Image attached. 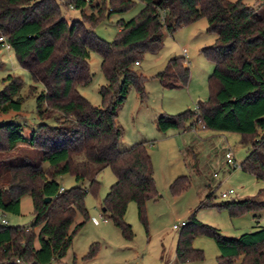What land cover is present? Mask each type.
Masks as SVG:
<instances>
[{"label":"trees","instance_id":"1","mask_svg":"<svg viewBox=\"0 0 264 264\" xmlns=\"http://www.w3.org/2000/svg\"><path fill=\"white\" fill-rule=\"evenodd\" d=\"M93 1L67 0L64 5L80 10L79 20L68 21L59 0H0V37L18 66L31 75L32 88L42 87L35 97L38 123L28 137L21 124L0 123V158H4L0 160V211L18 215L21 198L29 195L33 216L28 226L0 224V264H52L63 258L89 218L84 199L98 191L97 176L105 168L115 181L101 201V212L125 240L133 238L131 226L123 219L130 202L145 224V204L157 198L152 163L144 141L119 150L122 128L117 112L131 86L141 102L145 98V77L134 68L142 55L157 52L164 33L173 34L200 19L206 20L207 32L215 36L210 46L200 49L213 65L208 97L196 103L197 110L159 115L156 128L165 133L200 125L203 130L239 134L240 143L249 146L239 169L264 182V0L253 6L242 0H107L106 15V2L92 5ZM135 1L142 8L128 21H117L119 29L110 42L94 34L96 25L113 13L131 9ZM86 8L96 13L86 14ZM91 51L100 56L106 81L99 90V107L78 91L90 81ZM186 56L170 58L156 74L162 87L187 86ZM3 82L0 112H19L24 101L22 80L7 75ZM21 147L27 151L11 155L19 154ZM1 154L10 156L5 159ZM64 175L76 183L86 181L87 186L59 191L58 178ZM188 183L187 177H178L169 190L177 195ZM213 197L207 195L199 208L215 206L227 210L230 217L264 211V187L255 196L237 201L213 205ZM77 215L82 221L73 226ZM197 235L213 239L219 252L216 264H264V226L232 238L198 221L194 212L178 232V262L203 259L202 251L192 247ZM96 250L92 244L82 260L93 259Z\"/></svg>","mask_w":264,"mask_h":264},{"label":"rangeland","instance_id":"2","mask_svg":"<svg viewBox=\"0 0 264 264\" xmlns=\"http://www.w3.org/2000/svg\"><path fill=\"white\" fill-rule=\"evenodd\" d=\"M66 1L59 0L62 16L68 21L79 20L80 10L64 5ZM102 1L94 0L92 5L102 4ZM104 1L106 15L109 6L107 0ZM256 1L260 0H242L248 6H253ZM141 8L142 4L135 1L131 9L111 14L93 28L94 34L110 42L119 29L117 21H128ZM92 11L96 13L95 10ZM92 11L90 8L85 9L86 14ZM206 29V20L200 19L180 27L173 34L164 33L160 49L154 53L146 52L139 59L140 65L134 66L145 77L143 102L140 101L135 87L131 86L126 100L117 112V123L122 128L119 150L144 141L151 159L157 198L145 204V224L138 218L135 203L130 202L123 219L131 226L133 238L125 240L119 229L101 212V201L115 181L112 171L105 168L97 176L98 191L88 193L84 199L89 218L73 237L65 256L52 264H216L218 249L213 239L205 235H197L192 241V247L202 251L203 259L178 262L175 259V247L179 229H173V226L188 221L194 212L198 221L218 229L227 237L235 238L254 231L256 226H264V211L230 217L227 210L215 206L199 208L200 203L209 194L214 195L211 204L215 205L253 197L264 187V182L242 172L237 166L232 169L224 162L223 155L227 150L233 153L238 164L245 158L249 146L240 143L239 134L203 130L200 125L187 130L172 128L165 133L159 132L156 128V119L159 115H175L185 110L194 111L198 101L207 99L208 76L213 65L200 53V49L210 46L215 36ZM183 48L188 51L185 57L189 68L187 86L162 87L155 78L156 74L164 69L170 58L183 56ZM88 66L90 81L86 86L78 87V91L91 105L99 107L101 103L99 90L106 81L100 70V56L94 51L90 52ZM7 75L22 80L21 95L24 101L19 112H0V123L10 120L21 124L23 135L28 137L38 123L35 97L42 87L38 85L32 88L34 84L29 72L18 66L11 50H6L0 45V90ZM26 151V148L21 147L19 154L13 152L11 155H21ZM1 155L5 159L10 156ZM43 167L45 168L46 164ZM181 176L187 177L189 185L179 194L172 195L169 186ZM58 182L63 189H69L77 184L87 186L86 181L76 183L69 175L58 178ZM230 189L234 190V194L222 198L221 193ZM4 214L9 226L30 225L33 220L30 196L24 195L21 198L18 215ZM81 221L82 218L77 215L73 226ZM34 231L36 234L38 228ZM92 244L96 245L97 249L95 257L89 261L82 260ZM34 246L38 248L37 239Z\"/></svg>","mask_w":264,"mask_h":264},{"label":"built area","instance_id":"3","mask_svg":"<svg viewBox=\"0 0 264 264\" xmlns=\"http://www.w3.org/2000/svg\"><path fill=\"white\" fill-rule=\"evenodd\" d=\"M72 6H70V8H71ZM0 42H1V46L2 47H4L6 50H9L10 49V47H9V45L5 42V39L3 38V37H0ZM182 53H183V56H186V54H187V50L186 49H182ZM137 64V63H136ZM195 110H197V106H196V108H195ZM224 160H225V164L228 166V167H230V168H232V169H234L236 166L238 167V163L235 161V159H234V156H233V153L230 151V150H227L225 153H224ZM214 175H216V174H214ZM63 190V188H60V190L59 191H62ZM231 194H234V190L233 189H230V190H228V191H226V192H222L221 193V197L222 198H227V197H229ZM94 222H96V221H94ZM0 224L1 225H8V222H7V220H6V218H5V214H4V212H2V211H0ZM184 225V222H182L180 225H174L173 226V229H180V227L181 226H183Z\"/></svg>","mask_w":264,"mask_h":264},{"label":"water","instance_id":"4","mask_svg":"<svg viewBox=\"0 0 264 264\" xmlns=\"http://www.w3.org/2000/svg\"><path fill=\"white\" fill-rule=\"evenodd\" d=\"M45 201L48 202L49 201V198H46Z\"/></svg>","mask_w":264,"mask_h":264},{"label":"crops","instance_id":"5","mask_svg":"<svg viewBox=\"0 0 264 264\" xmlns=\"http://www.w3.org/2000/svg\"><path fill=\"white\" fill-rule=\"evenodd\" d=\"M183 49H186V48H183ZM187 54H188V51H187ZM187 54H186V55H187ZM186 57H187V56H186Z\"/></svg>","mask_w":264,"mask_h":264}]
</instances>
